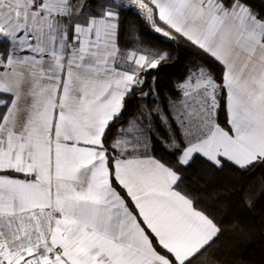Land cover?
I'll return each mask as SVG.
<instances>
[{"label": "snow or ice", "instance_id": "6c2138e0", "mask_svg": "<svg viewBox=\"0 0 264 264\" xmlns=\"http://www.w3.org/2000/svg\"><path fill=\"white\" fill-rule=\"evenodd\" d=\"M145 31L200 58L169 93ZM226 170L254 208L264 0H0V264H224Z\"/></svg>", "mask_w": 264, "mask_h": 264}, {"label": "trees", "instance_id": "16d2710c", "mask_svg": "<svg viewBox=\"0 0 264 264\" xmlns=\"http://www.w3.org/2000/svg\"><path fill=\"white\" fill-rule=\"evenodd\" d=\"M256 2L259 5L260 0H256ZM129 24L140 25L135 13L125 14L124 25L127 27ZM143 35L145 40L172 51L171 59L159 73L161 93H169L172 85L184 75L186 68L194 61H199L200 58L193 49L182 43L177 47L175 44L163 43V38H158L155 33L150 34L145 31ZM135 103L137 101L132 102L133 105ZM223 118V113H221V119L223 120ZM194 169H199V165H195ZM187 175L192 180L197 178L193 169L188 170ZM250 178L247 174L241 176L239 173L226 170L224 173H217L215 179L209 180L207 183L201 181L202 194L206 203L215 205L219 198L231 205L230 211L225 209L219 214L222 224L228 226L240 223L242 228L235 232L225 231L218 241L214 255L224 264H232L233 261H236L237 264L240 262L242 264H264V197L258 198L255 207L249 209L241 204L239 195L235 192V188L246 183ZM216 193H221V195L217 197Z\"/></svg>", "mask_w": 264, "mask_h": 264}]
</instances>
